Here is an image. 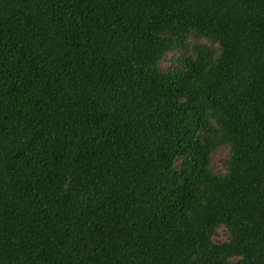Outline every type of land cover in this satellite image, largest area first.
<instances>
[{
  "label": "trees",
  "instance_id": "obj_1",
  "mask_svg": "<svg viewBox=\"0 0 264 264\" xmlns=\"http://www.w3.org/2000/svg\"><path fill=\"white\" fill-rule=\"evenodd\" d=\"M0 264H264V0H0Z\"/></svg>",
  "mask_w": 264,
  "mask_h": 264
}]
</instances>
